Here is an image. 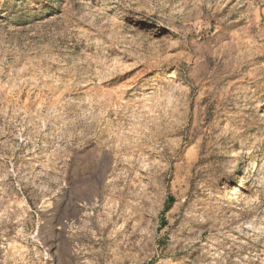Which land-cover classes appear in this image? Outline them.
<instances>
[{
	"label": "rangeland",
	"instance_id": "1",
	"mask_svg": "<svg viewBox=\"0 0 264 264\" xmlns=\"http://www.w3.org/2000/svg\"><path fill=\"white\" fill-rule=\"evenodd\" d=\"M0 264H264V0H0Z\"/></svg>",
	"mask_w": 264,
	"mask_h": 264
},
{
	"label": "bare ground",
	"instance_id": "2",
	"mask_svg": "<svg viewBox=\"0 0 264 264\" xmlns=\"http://www.w3.org/2000/svg\"><path fill=\"white\" fill-rule=\"evenodd\" d=\"M261 104H262V102H260L259 103V106H261ZM244 154L245 153H249V156H251V154H252V150H251V148H246L245 150H244V152H243ZM247 157V156H246ZM241 178H243V177H241ZM241 183L239 184V183H236L235 185H234V187L231 189L232 191V194H238L239 193V191H240V189H241Z\"/></svg>",
	"mask_w": 264,
	"mask_h": 264
}]
</instances>
